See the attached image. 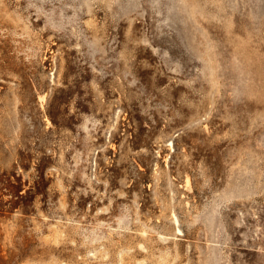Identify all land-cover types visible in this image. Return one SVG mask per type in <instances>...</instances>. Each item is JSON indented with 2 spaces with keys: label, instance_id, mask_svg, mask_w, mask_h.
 I'll list each match as a JSON object with an SVG mask.
<instances>
[{
  "label": "rangeland",
  "instance_id": "rangeland-1",
  "mask_svg": "<svg viewBox=\"0 0 264 264\" xmlns=\"http://www.w3.org/2000/svg\"><path fill=\"white\" fill-rule=\"evenodd\" d=\"M0 264H264V0H0Z\"/></svg>",
  "mask_w": 264,
  "mask_h": 264
}]
</instances>
